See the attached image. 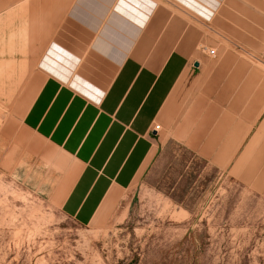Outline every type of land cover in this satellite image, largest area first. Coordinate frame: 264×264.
<instances>
[{"label":"crops","instance_id":"obj_1","mask_svg":"<svg viewBox=\"0 0 264 264\" xmlns=\"http://www.w3.org/2000/svg\"><path fill=\"white\" fill-rule=\"evenodd\" d=\"M174 1H38L64 8L27 49L35 88L20 127L40 146L24 157L81 226L147 171L161 134L216 133L223 115L241 128L234 149L264 139V41L219 19V5L199 14Z\"/></svg>","mask_w":264,"mask_h":264},{"label":"rangeland","instance_id":"obj_2","mask_svg":"<svg viewBox=\"0 0 264 264\" xmlns=\"http://www.w3.org/2000/svg\"><path fill=\"white\" fill-rule=\"evenodd\" d=\"M38 1L0 0V264H264V139L234 149L236 118L186 141L161 134L147 171L102 219L81 226L60 211L24 157L40 144L20 127L35 88L27 49L64 8ZM180 1L199 14L219 5V19L264 41V0Z\"/></svg>","mask_w":264,"mask_h":264},{"label":"built area","instance_id":"obj_3","mask_svg":"<svg viewBox=\"0 0 264 264\" xmlns=\"http://www.w3.org/2000/svg\"><path fill=\"white\" fill-rule=\"evenodd\" d=\"M203 49H205V48H203ZM208 53L211 54V55H213V54H214V50H208ZM158 128H159V127L156 126V127H155V131H157Z\"/></svg>","mask_w":264,"mask_h":264},{"label":"bare ground","instance_id":"obj_4","mask_svg":"<svg viewBox=\"0 0 264 264\" xmlns=\"http://www.w3.org/2000/svg\"><path fill=\"white\" fill-rule=\"evenodd\" d=\"M61 1V0H60ZM63 3V2H62ZM80 236V235H79Z\"/></svg>","mask_w":264,"mask_h":264}]
</instances>
